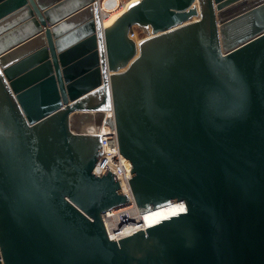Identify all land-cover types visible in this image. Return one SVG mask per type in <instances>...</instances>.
Listing matches in <instances>:
<instances>
[{"label": "water", "instance_id": "obj_1", "mask_svg": "<svg viewBox=\"0 0 264 264\" xmlns=\"http://www.w3.org/2000/svg\"><path fill=\"white\" fill-rule=\"evenodd\" d=\"M103 122L140 213L184 203L119 240ZM0 264H264V0H0Z\"/></svg>", "mask_w": 264, "mask_h": 264}, {"label": "built area", "instance_id": "obj_2", "mask_svg": "<svg viewBox=\"0 0 264 264\" xmlns=\"http://www.w3.org/2000/svg\"><path fill=\"white\" fill-rule=\"evenodd\" d=\"M97 1L101 11L102 18L103 20H105V18L108 15L116 12L117 10H120L125 5L126 0H96V2ZM137 28L139 29V27H134L131 33V36L136 41L141 39L139 37V30ZM143 32L146 31L143 30ZM146 35H149L148 32H146ZM107 112L108 111H106V117H113L112 111H109V114H107ZM84 130L87 133H102L103 154L101 159L93 169L94 173L99 176H102L109 169L110 171L117 174V177L119 179L123 191L125 193L127 192L132 200L121 206L108 210L103 215L105 226L107 228L110 238L114 240H119L127 235L119 238L113 237L112 233L110 232V228L108 226L107 221L109 220L111 222L116 223V230H120L122 226L127 225V223H130V221H133L138 216L143 215L142 213H140L136 205L129 184V181L132 177L131 174L132 164L120 152L119 140L115 127H112L110 124L103 122L102 125H93L89 128L88 127L85 128Z\"/></svg>", "mask_w": 264, "mask_h": 264}, {"label": "bare ground", "instance_id": "obj_3", "mask_svg": "<svg viewBox=\"0 0 264 264\" xmlns=\"http://www.w3.org/2000/svg\"><path fill=\"white\" fill-rule=\"evenodd\" d=\"M134 2H132V3L127 2L120 10H117L116 12L108 15L104 20L105 26H108L111 23H113ZM107 114H109V111L107 112ZM89 125H87V127L88 126L91 127L95 124H89ZM84 128H86V126ZM179 206L184 207V203L183 202H175V203L169 204L167 206H164L162 208L148 211V212L144 213L143 215L138 216L137 218L135 217L136 219H134L133 221H130V223H127V225L122 226L120 228V230H116V223L111 222L109 220L107 221V223H108V226L110 228V232L112 233L113 237L119 238V237H123L125 235H129V234H131L134 231H137L139 229H145L149 225L157 223L161 218L168 217V214L172 211H175L177 209V207H179Z\"/></svg>", "mask_w": 264, "mask_h": 264}, {"label": "rangeland", "instance_id": "obj_4", "mask_svg": "<svg viewBox=\"0 0 264 264\" xmlns=\"http://www.w3.org/2000/svg\"><path fill=\"white\" fill-rule=\"evenodd\" d=\"M134 1L136 2V1H138V0H126V1H125V4H126L127 2H129V3L131 2V3H132V2H134ZM135 2H134V3H135ZM137 29H138V28H137ZM138 30H139V37H140V38H143V37L147 36V35H146V32H143L142 29L139 28ZM89 126H90V125H89ZM89 126H88V128H89ZM86 128H87V126H86ZM182 207H183V206H179V207H177L176 210H178V209H180V208H182Z\"/></svg>", "mask_w": 264, "mask_h": 264}]
</instances>
